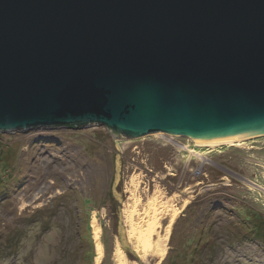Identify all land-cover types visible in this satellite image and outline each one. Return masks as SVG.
Returning a JSON list of instances; mask_svg holds the SVG:
<instances>
[{"label": "water", "instance_id": "95a60500", "mask_svg": "<svg viewBox=\"0 0 264 264\" xmlns=\"http://www.w3.org/2000/svg\"><path fill=\"white\" fill-rule=\"evenodd\" d=\"M96 125L264 134V0H0V133Z\"/></svg>", "mask_w": 264, "mask_h": 264}, {"label": "rangeland", "instance_id": "374dc122", "mask_svg": "<svg viewBox=\"0 0 264 264\" xmlns=\"http://www.w3.org/2000/svg\"><path fill=\"white\" fill-rule=\"evenodd\" d=\"M151 135L117 148L119 138L98 125L0 133V264H93L92 213L102 229L101 264H114L118 208L132 175L148 191L159 183L167 197L192 198L161 264H264V207L246 188L264 189L263 142L249 153L232 150L186 166L172 145ZM124 252L129 264L138 263ZM156 262L152 256L141 264Z\"/></svg>", "mask_w": 264, "mask_h": 264}, {"label": "bare ground", "instance_id": "6f19581e", "mask_svg": "<svg viewBox=\"0 0 264 264\" xmlns=\"http://www.w3.org/2000/svg\"><path fill=\"white\" fill-rule=\"evenodd\" d=\"M154 138L163 140L172 145L179 154L181 160L186 166L192 161H197L205 165L209 158L221 155L232 150L246 151L247 153L255 151V142H263L264 134L244 135L234 139L226 140L219 143H197L192 138L187 139V145H181L166 135H151ZM144 137H140V139ZM139 139V138H138ZM130 142L133 138L120 137L119 142ZM119 166V165H118ZM263 170L264 166H259ZM118 180V179H117ZM116 180V181H117ZM142 178L140 175H132L126 185L127 200L121 204L120 214L122 231L120 237L123 244L134 252L137 261L143 263L148 257L156 258V264H161L168 252V242L171 236L172 228L182 212L186 210L192 201L190 196L177 193L167 197L160 184L156 183L152 191L147 187H142ZM249 192L254 193L261 201L264 207V189L256 184L246 183ZM22 208L28 207L26 203L21 204ZM264 209V208H263ZM92 213L90 219V230L94 244L93 264H101L104 258V246L102 243V229ZM165 222V223H164ZM162 223L166 224L165 226ZM118 239L115 240L113 249L114 264H129L127 256ZM138 264V263H133Z\"/></svg>", "mask_w": 264, "mask_h": 264}, {"label": "trees", "instance_id": "16d2710c", "mask_svg": "<svg viewBox=\"0 0 264 264\" xmlns=\"http://www.w3.org/2000/svg\"><path fill=\"white\" fill-rule=\"evenodd\" d=\"M71 129V128H70Z\"/></svg>", "mask_w": 264, "mask_h": 264}]
</instances>
